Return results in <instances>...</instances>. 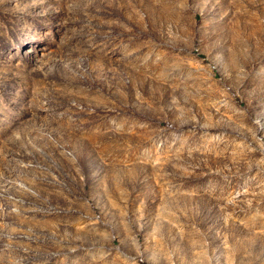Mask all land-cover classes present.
<instances>
[{"label":"rangeland","instance_id":"1","mask_svg":"<svg viewBox=\"0 0 264 264\" xmlns=\"http://www.w3.org/2000/svg\"><path fill=\"white\" fill-rule=\"evenodd\" d=\"M0 264H264V0H0Z\"/></svg>","mask_w":264,"mask_h":264}]
</instances>
